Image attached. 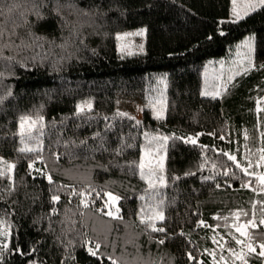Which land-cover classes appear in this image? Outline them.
I'll use <instances>...</instances> for the list:
<instances>
[{
    "label": "trees",
    "instance_id": "16d2710c",
    "mask_svg": "<svg viewBox=\"0 0 264 264\" xmlns=\"http://www.w3.org/2000/svg\"><path fill=\"white\" fill-rule=\"evenodd\" d=\"M231 10V0H0V156L14 165L11 181L6 169L0 176L8 233L0 264H214L241 245L237 236L248 239L233 225L253 215L256 252L245 260L264 264L255 243L264 241V185L248 175L264 173V7L239 20ZM137 28L144 52L119 54L116 33ZM248 34L253 67L219 96L202 95L205 64L229 59ZM120 96L139 97L141 116L123 115ZM88 101L78 113L77 102ZM26 116L25 126L43 119L22 137ZM190 134H199L196 144L180 139ZM160 142L166 183L153 196L139 159L142 146ZM109 191L120 197L117 216L107 215ZM155 200L164 201L165 218L155 222L163 231L137 215Z\"/></svg>",
    "mask_w": 264,
    "mask_h": 264
},
{
    "label": "snow or ice",
    "instance_id": "6c2138e0",
    "mask_svg": "<svg viewBox=\"0 0 264 264\" xmlns=\"http://www.w3.org/2000/svg\"><path fill=\"white\" fill-rule=\"evenodd\" d=\"M236 3V0H233V4ZM34 10L37 11V15H39V8L38 6L34 5ZM259 7H264V0H249V2L246 4V12H251L253 10V8H259ZM233 16L236 20H239L241 18V14L239 10L234 9L233 10ZM137 34L143 36L145 29L144 28H139L136 30ZM121 35H127V33H116L117 37H120ZM248 40V38H246V41ZM117 48L120 49V45L117 44ZM138 50L140 52L144 51V47L141 44L138 47ZM94 51V50H93ZM252 51V47L251 44H248V52L251 53ZM131 54V53H129ZM11 59V58H9ZM247 60V67L251 68L253 67L252 63H251V55L247 56L245 58ZM262 68H264V65H261ZM246 68H241V71H246ZM166 75V74H165ZM229 80L231 79V76H229L228 78ZM227 82H222V84H217L216 85V90L214 92L211 93H205L202 91V95H213V96H219L220 95V88L222 86H226ZM5 95H11V91L9 90V92H7ZM4 97L0 96V100H3ZM261 100H264V97L260 98ZM85 107H87L88 109H91L92 104L90 101L86 102V103H82V102H77L76 104V111L82 112L84 111ZM166 107V103H165V98L164 97H159L156 99V102L152 104V115L160 118L161 116H163L164 114V108ZM260 107V104H257V108ZM123 115L127 116V113H123ZM31 118L29 117H22L19 123V130L21 132V135L23 137V134L25 133V131L28 132L29 135H31V129L33 127L36 126L37 122L42 120L43 117H38L37 120H32L30 123H27V126H25L26 121H29ZM140 121H137V124H139ZM196 135L199 134H195L192 135L190 134L187 137H180V139L184 140L185 142L190 141L192 144H196ZM158 139H162L164 141H167L168 137L164 136L162 138L157 137ZM36 148L40 147V142L39 139H37V143L34 146ZM158 147H160V145H158ZM149 152H154L155 154L153 155H149L147 158L145 156V151L143 149V146L141 148V154H140V159H139V170H140V176L146 180L148 182V186L149 188L152 190L153 196H155L158 192L159 186L163 185L166 183L165 177L163 175V160L164 157L162 155H160L158 152H155V150H149ZM37 160H43L42 156H37L36 157ZM230 159L235 160L236 157L234 155H232L230 157ZM262 160H264V157L261 158ZM3 158L0 157V161H2ZM130 164L132 162H129ZM237 164L239 165V167H241L242 169H244V171H247L246 168H244L243 165L239 164V161H237ZM28 166L29 169H33L34 168V164L33 161H29L28 162ZM201 167H203L204 165L201 164ZM14 165L11 162H8L7 164V173H8V179L11 181L13 179L12 175L10 174L13 170ZM225 171H228L227 169H225ZM40 175L41 176H45L49 181H52V176L45 173L43 169L39 170ZM5 172L3 170V166L0 165V176L4 175ZM187 174V173H186ZM248 175L251 176H257L258 177V183L261 185H264V173H256V172H248ZM201 179H212V177H201ZM227 183V181H226ZM219 187V185H217ZM247 186V185H245ZM259 191L264 192V187H261L259 189ZM91 193H87L84 192L81 198V203L87 205L88 204V200L85 199L84 197L86 196H90ZM97 195L99 196L100 193H97ZM105 195L108 197V199L105 201V206L109 207V210L107 212V215L109 216H117L119 213V207L116 205V202L120 199V197L112 192H106ZM51 199L53 201L59 200L60 197L58 195H53L51 197ZM262 204H264V201H261ZM164 201L163 200H155L154 204H147L141 207L140 211L137 213V215L139 216L140 220L142 222H146L148 224V227L155 229L157 231H163V229H158L156 226V221L158 220H164V212L162 211V207H163ZM112 206H115V211L112 210ZM53 211H56V209H53ZM145 211H148L150 214L149 215H145ZM234 215H239V211H237L236 213H234ZM199 224H204L205 221L200 220L198 221ZM260 223L264 224V216H262L260 218ZM234 227H236V231L239 232L242 236H247L248 239L247 240H238L237 243H241L243 245H245L244 248H241L240 253L238 255V258L242 261H244V264H248L247 260H245V255L247 254H251V253H255L256 252V247L255 245L251 242L252 241V234L248 232V227L251 226L252 228H255L256 222H255V215H253L252 219H248L246 221H241L239 223V225H233ZM5 229V222L0 220V258H2V249L3 248H7L8 247V240L5 239L4 237L6 235H8V233L4 230ZM256 244H259V256L264 258V241H259L257 240L255 242ZM222 246V245H221ZM100 247L99 243L95 244V247H88L87 250L88 252L92 253L93 255H96V249H98ZM15 251H20L19 246L15 249ZM207 251V250H205ZM229 252H232L233 256H237V253L229 248ZM23 254V253H21ZM189 257H191V253H189ZM109 259H112V257H109ZM214 259V264H216L215 262V257H213ZM222 261H224V264H228V261L225 260V258L223 256H221L220 258ZM29 264H36V262L34 261H29ZM113 264H117V262L113 261Z\"/></svg>",
    "mask_w": 264,
    "mask_h": 264
},
{
    "label": "rangeland",
    "instance_id": "374dc122",
    "mask_svg": "<svg viewBox=\"0 0 264 264\" xmlns=\"http://www.w3.org/2000/svg\"><path fill=\"white\" fill-rule=\"evenodd\" d=\"M249 2V0H236V3L233 4V0H231L232 4V10L230 13V18L235 19L233 16V10H239L241 16L245 15L246 12V4ZM254 9V8H253ZM248 13V12H247ZM139 29V28H137ZM137 29H125L122 31H119L118 33H127V35H121L120 37L116 36V49L119 54L125 55L129 53H142L138 50V47L142 44L145 50V32L144 35L141 36L137 34ZM246 38H248L251 41V35H246L238 44H236L232 52L230 53V58H217L212 59L208 61L205 64V67L202 71L203 74V88L202 91L205 93H211L216 90L217 84H222V82H228L229 76H233L237 71H240L241 68L247 67V60L245 59L247 56L250 55L248 52V44L251 42L249 40L246 41ZM117 44L120 45V49L117 48ZM144 52V51H143ZM227 85V84H226ZM225 86H222L220 88L223 89ZM117 109L120 111L129 113L132 116L140 117L141 111L143 109V102L140 100L137 96H120L117 98ZM260 108L264 109V102L262 105H260ZM27 117V116H26ZM27 126V125H26ZM160 141L162 139H159ZM163 142V141H162ZM156 143L151 148L144 149L146 158L149 155L155 154L154 152H149V150H155V152H158L163 157L165 156V148L163 143ZM160 145V147H158ZM1 157V156H0ZM0 165L3 166V170H7V163H4V160L0 161ZM27 169L26 165L19 164L17 165V171L25 172ZM238 240H245L241 237H236V241ZM245 245H239L236 250H234L237 253V256H233L232 252L220 253L219 256H217V259L215 260L216 264H224V261H222L220 258L223 256L225 260L228 261V264H244V261L240 260L238 258V255L240 253L241 248H244ZM185 248V247H184ZM186 259H183V262H185ZM182 261V260H181Z\"/></svg>",
    "mask_w": 264,
    "mask_h": 264
}]
</instances>
